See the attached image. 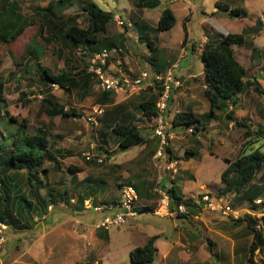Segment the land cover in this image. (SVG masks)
Here are the masks:
<instances>
[{"label": "rangeland", "instance_id": "obj_1", "mask_svg": "<svg viewBox=\"0 0 264 264\" xmlns=\"http://www.w3.org/2000/svg\"><path fill=\"white\" fill-rule=\"evenodd\" d=\"M16 1L18 11L31 22L14 40L2 41L0 39V84L8 115L13 116L17 121L24 119L28 134H32L36 128L44 130L52 146L50 149L60 161L59 170H53L51 163L44 161L42 167L47 169L48 185L57 190L66 187L69 195L75 196L81 189L82 178L85 176L100 177L104 187L94 195L95 203H101L102 200L108 203L111 199L118 198L119 188L116 187L115 182L130 180L131 184L135 183L141 188V195L137 196L133 207L138 202L147 201L151 206V210L137 211L140 220L145 222H138L137 231H134L137 234L133 236L135 242L139 240V235L144 232L146 226L153 227L159 222L164 231L163 237L175 240L177 232L173 225L176 224L183 234L184 248L188 247V250L192 251L201 248L199 249L201 252L198 253L204 255L205 261L195 259L196 261L189 263L179 261L173 263L172 257L174 256L170 254L167 258L168 264H250L246 257V249L251 240L250 231L244 222L233 224L231 217L224 214L222 210H214V207L203 205L206 207H203L197 215L187 220L175 217L173 218L174 223L166 217V214L165 216L160 215L163 216L161 218L152 211L158 207L161 188L156 184L160 179V172L162 178L166 180L174 174L179 179L177 185L184 196L199 200L201 194L206 192L220 207L225 201L229 202L232 208L238 210L239 216L246 211H251L252 207L249 202H233L231 195L220 196L217 188L220 185L219 174L227 164L225 159L233 161L241 145L244 146L246 142L253 141L256 129L264 126V0H223L229 8L242 7L245 9L244 17L229 15L222 10L214 11V0H189L190 12L184 19L186 38L182 43L183 45L185 42V52L181 58L178 54L183 31L179 14L175 13V23L171 29L155 33L148 32L149 36L155 35L164 40L159 41L162 47L159 46L157 40L151 39L154 42L152 45L159 46L153 58L165 61V65L166 62L177 60L176 73L182 76L179 78L181 85L172 91L171 102L166 111L167 121L171 124L174 113L189 109L204 124L203 129L199 131H191L192 127L190 131L179 127L173 128L175 134L169 142L173 154L181 157L185 149L193 150L197 154L191 156L188 161L177 160L174 172L170 173L167 172L170 170H167L164 174L152 163L154 140L151 144L134 145L119 151L116 139L110 135L105 144L109 154L104 155L108 157L104 158L100 165L86 163L81 154L89 144L95 147L98 145L96 135L98 126L86 119L92 108L98 105L103 109H108L121 102H134L135 104L138 100L135 93H110L108 100L101 101L103 96H101L96 81L84 91L71 89L66 92L54 85L50 90L54 99L63 104L66 109H74L80 116L49 118L43 113L41 104L43 94L40 92L41 86L37 75L33 73L34 63L37 61L40 67L47 69L50 73H56L62 69L73 73L76 68L82 66L83 61L79 59L82 52L78 49L68 52L62 40L54 41L51 38V34H57L54 30L55 26L44 21L40 16L43 11L37 8H43L54 0ZM85 1L94 2L100 9L111 12L122 21V25L115 21L109 22L106 31L98 34V39H104L113 33L112 41L116 43L118 32L114 31L122 30L123 33L127 31L129 36L122 40L126 54L121 51L118 57L125 56L131 66L137 62L132 70L135 75L137 73L135 68L138 64L141 68H148L149 66L144 62V60L148 61V58L141 54L142 52L146 54L148 49L145 43L137 40V25L146 23L145 20L153 21L156 17L154 11L158 12L161 4L152 10L143 8L141 4L143 0H72V3L67 6L56 8L58 9L56 14L61 16L53 19L55 25L64 21L66 17L75 15L74 24L79 28H85L87 19L80 8ZM128 10L130 15L127 13ZM40 25H42L41 29H39ZM146 25L149 26L148 23ZM249 26H255L258 29L257 33L249 32L246 36L245 40L248 44L251 43V46L248 44L233 45L232 50L234 59L245 71L244 79L256 82L260 93L253 90L252 85L247 86L241 93L234 96L233 103H228L227 110L232 111L231 117L227 118L218 110H214V118L206 123L201 116L209 111V105L203 95L202 61L197 51L201 49L207 38H216L226 33H237L242 27ZM190 44L193 45V50L190 49ZM251 47L257 50V57H251ZM35 56H37L36 60H34ZM87 60H89L88 57H85L84 62ZM118 68L122 73H129L126 70L127 64L122 61ZM23 69L28 72H24ZM149 93L151 92L146 93L147 97L151 98L152 95ZM132 105L130 104L129 107L131 108ZM135 113L134 122L140 133L145 140L151 139L150 122L140 112L135 111ZM235 120L248 127L237 125L234 123ZM8 128L12 129L9 126ZM246 131H248L247 136L244 135ZM68 166L78 169L74 178H71L65 171ZM9 173H17L20 179L25 177L24 170L10 169ZM189 176L192 179H188ZM41 179L45 178L41 177ZM252 183L257 186L263 185L264 166L250 181V184ZM22 187L26 191L25 183ZM262 189L263 194L260 196L264 195V188ZM39 192L42 194L44 190L40 189ZM140 197L141 200H139ZM83 201L91 203L90 198ZM53 213H60L59 218L56 216L53 218V223H47L48 216ZM232 214L235 215L236 212ZM46 215L45 221H35L30 229L22 231L13 230L10 227L5 229L4 240L0 243V264H94L99 252L102 254L104 251L105 245L107 247L105 264H129L126 254L117 258L116 252H119L130 240L125 228L128 223H135L134 219L125 218V222L118 227L108 229L106 233L109 241L106 244L102 239V241L94 240L93 234L91 237H86L85 229L77 225L73 226L70 219L74 217V214L62 202L51 206ZM66 217L68 221L57 224ZM98 217V214L92 215L88 212L81 219L90 224V218L95 221ZM84 227L91 229L93 225L90 227L84 225ZM186 231L192 236L188 237ZM77 235L80 237L77 238ZM98 244L101 245L98 247ZM101 246H103L102 249H100ZM208 248L211 249L212 255L207 252L206 256L204 253ZM260 259H264L263 253H256L252 257L255 264H260ZM155 260L156 258L153 262ZM102 262L104 264V260Z\"/></svg>", "mask_w": 264, "mask_h": 264}, {"label": "trees", "instance_id": "obj_2", "mask_svg": "<svg viewBox=\"0 0 264 264\" xmlns=\"http://www.w3.org/2000/svg\"><path fill=\"white\" fill-rule=\"evenodd\" d=\"M71 1L54 0L43 8H37L43 11L40 14L41 18L48 24L50 23L55 26L54 30L57 31V34H51V38L54 41L62 40L64 48L68 52H73L75 49L80 50L82 54L79 56V59L83 61L82 66L76 68L73 73L70 70L64 69L56 73H50L47 69L40 67L37 61L34 63L33 73L37 75L41 86L40 92L43 94L41 98L42 111L49 118L54 116H58L59 118L80 116L74 109H66L63 104L57 102L50 94L51 87L56 85L66 92L71 89L77 91L86 90L96 80H94V74L87 71L88 60L84 62V58L88 57L89 59L93 52L103 47L108 50L111 48L117 49L116 44L111 38L98 39V34L106 31L108 23L112 21L113 14L100 9L94 2L85 1L80 6L81 11L85 13L87 19L85 28H79L74 24L75 15L66 17L64 21L55 25L53 19L61 16L56 14V10H58L56 8L60 9L63 6H67V4L72 3ZM157 2L158 0H146L141 4L143 7L151 9L156 6ZM53 3L55 5H52ZM213 7L217 11L222 10L229 15L238 17L246 15V11L242 7L229 8L223 0H214ZM30 22L28 18L18 11L16 0H0V39L2 41L14 40ZM173 23L174 17L171 11L167 7H164L161 9L151 32L168 30ZM41 28L42 25L39 26V29ZM147 30L148 26L146 24L139 23L137 25V40L146 44L149 58L151 57L150 62L154 68L153 70L157 72L164 71L169 67V63L166 62L165 65V61L153 58L158 47L154 44L152 45L153 41L149 39ZM257 30L255 26L242 27L237 33H226L216 38H207L202 44L200 58L202 61V78L204 83L203 95L208 101L209 111L204 113L201 118L206 123L214 118V110H218L219 113L225 115L227 118L231 117L232 111L227 110L228 103H233L234 96L241 93L247 86L252 85L253 90L260 93L256 82L244 79L245 71L234 59L232 50L233 45L248 44V41L245 40L246 36L249 32L257 33ZM183 31L184 39V27ZM248 45L251 46V43ZM121 46L123 47L122 44ZM190 46L193 50V45L190 44ZM250 54L253 58L257 57V50L251 47ZM109 56L115 59L118 57V52L111 53ZM36 59L37 56L34 57V60ZM23 71L28 72L26 69H23ZM147 92H151L149 93L152 95L151 98L147 97ZM110 93L108 91H101L103 99L100 100H108ZM135 95L138 98L135 104L134 102L117 103L108 109H103L101 114L96 116L98 145L94 147V150L102 155V159L100 162H96L94 158H89L85 160L86 163L100 165L102 160L108 157H104V155L109 154L105 148V144L107 137L110 135L116 139L119 151L126 150L134 145L151 144L152 140L155 141L156 148V139L145 140V137L140 133L134 122L135 111L140 112L148 119L154 114L156 92L148 87L140 90ZM170 102L171 99L169 100ZM130 104H133L131 108L129 107ZM5 108V99L2 95L0 84V222L6 228L10 227L17 231L31 228L33 222L43 218L48 206L56 205L59 201L67 205L74 215L87 210L82 207L83 200L86 198L91 199L92 205L111 204L114 206L116 204L118 198H113L108 203L105 200L100 201L101 203H95L94 195L104 187V183L100 177L85 176L82 178L80 182L81 189L75 196L69 195V190L66 187L57 190L48 185L46 179L47 169L42 167V165L44 161H48L51 163L53 170H59L60 161L50 149L52 146L47 139L45 131L36 128L32 134H28L26 132V121L24 119L17 121L13 116L8 115ZM234 123L248 127V125H244L238 120H235ZM203 125L198 117L189 109L174 113L171 120V127H179L180 129L192 127L191 131H199L203 129ZM8 126L12 127V129L8 128ZM247 132H244V135L247 136ZM254 136L253 141L245 143V148V145H241L233 161L225 159L227 164L219 174L220 185L217 188L220 196L231 195L233 202L247 201L251 207L253 206V199L263 194L262 188H264V183L262 186L250 184L255 174L264 166V126L258 127ZM195 154H197L195 151L185 149L183 155L177 157L168 145L164 149L163 159L165 161L169 159L175 160L177 164V160L188 161ZM10 169L24 170V179L18 178L17 173H9ZM65 171L70 174L71 178H74V174L78 169L68 166ZM41 177L45 179H41ZM169 177L170 179L168 180L161 177L156 186H159L166 194L168 209L174 211L172 216L187 220L189 217L200 213L202 208L199 202L181 193L177 185L179 179L174 174ZM188 179H192V177L189 176ZM23 183L27 186L26 191L23 190ZM123 184H131V182L130 180L115 182L117 188H120ZM131 185L135 188L137 196H140L141 188L135 183ZM40 189L44 190L42 194L39 192ZM70 198H73L72 202H70ZM179 204L183 205L184 212L176 210ZM227 204L231 207L229 202ZM140 210H151V208L142 206ZM228 216L230 217V215ZM33 218H35V221H33ZM231 221L233 224L244 222L250 231L251 240L246 249V257L247 262L255 264L251 258L253 250L263 249V234L255 227L257 220L248 212H244L238 218L231 217ZM262 221L264 224L263 217ZM96 230L98 232L99 230L105 231L99 228ZM106 232L103 235L97 234L100 238H105ZM186 233L188 237L192 236L188 231ZM157 236H149L141 246H136L128 252L131 264H151L153 262L156 254L153 242ZM207 252L209 255H212L210 248L207 249Z\"/></svg>", "mask_w": 264, "mask_h": 264}, {"label": "built area", "instance_id": "obj_3", "mask_svg": "<svg viewBox=\"0 0 264 264\" xmlns=\"http://www.w3.org/2000/svg\"><path fill=\"white\" fill-rule=\"evenodd\" d=\"M117 23H121V20L117 19ZM117 49L111 48L107 49L105 47L101 48L99 51L94 52L89 60L87 70L94 74L95 79L97 80V87L101 91L108 92H127V93H138L140 90L150 87L152 91L156 92V100L154 105V114L148 120L150 122V136L156 139V148L152 154V163L156 165L157 170L174 171L176 161L168 160L165 161L164 149L169 145L170 140L173 138L175 132L170 129L167 124V119L165 116V111L167 107V102L171 98L172 90L180 86V80L173 75L171 69L176 67V64L170 65L164 71H148L146 69H140L137 74H113L105 66V61L111 53L116 52ZM116 63L119 64V60L116 59ZM157 85V86H156ZM102 107L95 106L92 108L89 116L86 117L88 121L96 125V116L101 114ZM190 131V129H187ZM94 145L89 144L85 151L81 154L83 158L89 159L94 158L96 162H100L102 155L98 154L94 150ZM161 174V172H160ZM160 197L158 199V207L154 210L157 215L163 214H173L174 211L168 209V198L166 194L161 190L159 191ZM137 199V193L135 188L131 184H123L119 188V198L116 202V205H91L90 202L83 201V209H90L93 212H100L102 210L110 209L115 207L113 212H105L101 217L93 224V227L96 229L108 230L112 227H116L119 224L123 223L127 216L133 214V205L134 201ZM201 200L204 201L208 207L213 208L214 204L206 194L201 195ZM261 199H255V202H259ZM264 205V200H263ZM177 211L183 212V205L179 204L176 208ZM168 211V212H167ZM223 212L233 211L229 208L228 205H223ZM264 213V208L262 209ZM5 226L0 222V243L3 242L4 236L2 231Z\"/></svg>", "mask_w": 264, "mask_h": 264}, {"label": "crops", "instance_id": "obj_4", "mask_svg": "<svg viewBox=\"0 0 264 264\" xmlns=\"http://www.w3.org/2000/svg\"><path fill=\"white\" fill-rule=\"evenodd\" d=\"M144 1H146V0H143V1H141V3H143ZM189 0H158V2H157V4H156V6L158 5V4H161V8H160V10L158 11V12H156V11H154V13L156 14V17H155V19L153 20V21H146L145 20V22L146 23H148L149 24V26H148V30H147V32H151L152 31V29L154 28V26H155V23H156V20H157V18H158V15H159V13H160V11H161V9H163L164 7H167L170 11H171V13H172V15H173V17H174V23H175V13L176 14H179L180 15V17H181V25H182V31H183V27L185 28V24H186V21H184V19H185V17L189 14V12H190V7H189ZM156 6H154L153 8H151L152 10L156 7ZM143 8H145V7H143ZM214 8V7H213ZM146 9H148V8H146ZM130 10V9H129ZM128 10V11H129ZM216 9L214 8V11H215ZM127 11V13H129L128 15H130V11L128 12ZM214 13H216V12H214ZM115 17H117V16H112V19L114 20V18ZM140 19H142L143 20V18H140ZM112 20V21H113ZM146 23H144V24H146ZM174 23H173V25H174ZM172 25V26H173ZM172 26L169 28V29H171L172 28ZM168 29V30H169ZM165 31H167V30H165ZM114 32H118V40L116 41V46L117 47H119L120 49H121V51H123L125 54H126V52H125V47L123 48L122 46H121V44L123 45V42H122V40H124L125 39V37H128L129 36V33H127V31L125 32V33H123L122 32V30H117V31H114ZM157 32H160V31H157ZM155 33V32H154ZM114 34L112 33L111 35H109V36H106V38L107 39H112V36H113ZM149 36V35H148ZM183 37H184V31H183ZM183 37H182V40L179 42V54H178V56L181 58L182 56H183V53L185 52V49H184V45H185V42H184V44L182 45V41H184V39L186 38V30H185V38L183 39ZM149 39H153V40H157L158 41V43H159V46L161 45L162 46V44H160V42H163L164 40L162 39V38H159L158 36H155V35H152V36H149ZM160 41V42H159ZM158 46V47H159ZM163 47V46H162ZM190 49H191V46H190ZM192 50V49H191ZM197 53L200 55V50L198 49V51H197ZM143 56H146V58H148V61H145L144 60V62H146L147 63V65L149 66L148 68H141V66L138 64V66H136V68H135V70H136V72L138 71V70H140V69H149V70H151V71H153V66L151 65V57L149 58V51L146 53V54H144L143 52L141 53ZM109 59H112L111 57L109 58ZM107 60V69L110 71V73H113V74H120V73H122L121 71H120V68H118L119 67V65L117 66V65H115L116 64V62H115V60L114 61H111V60ZM113 60V59H112ZM120 61H122V63H125V64H127V68H126V70L130 73V72H132V70L134 69V67H135V65L137 64V62H135V65L133 64L132 66L130 65V61H128L127 59H126V57L125 56H120ZM134 62V61H133ZM178 61L176 60V62L175 61H169V66L171 65V64H176ZM121 67V66H120ZM174 69H176V70H174ZM177 69H178V66H177V64H176V67H174L173 68V71H172V73H173V75L175 76V77H177V78H182V76L180 75V74H177L176 72H177ZM180 75V76H177V75ZM188 76H192L191 74H188ZM187 78H190V77H187ZM186 78V79H187ZM184 79V78H183ZM70 175V174H69ZM139 200H141V197H140V199ZM73 201V198H70V202H72ZM60 203L62 202V201H59ZM58 202V203H59ZM148 202V201H147ZM147 202H138V203H136L135 204V206H134V210H133V215H130V216H127L126 217V219L127 218H132V219H134L135 220V223H128V225H127V227L125 228V231L128 233V235H129V238H130V240L119 250V252H116L117 253V258L118 257H121V255H124V254H126V256H127V258H128V252L132 249V248H134V247H136V246H141L144 242H145V240L149 237V236H151V235H158L155 239H154V242H153V245L155 246V248H156V254H155V258H156V260H155V262H153V263H151V264H168L167 262V258L169 257V255L171 254L172 256H174V257H172V261H173V263L174 262H177V261H179V262H190V261H193V260H198V261H201V260H203V261H205V257H204V255L202 254V253H198V252H201L199 249H201V248H197V249H195V250H188V247H186V248H184V246H183V244H182V237H183V234L181 233V231H180V227L179 228H177V225L175 224V225H173V227H175L176 228V232H177V237L175 238V240H172V239H167V238H165V237H163V233H164V231H163V228L160 226V222H159V224H156L155 226H153V227H149V226H146L145 228H144V232L143 233H141V235H139L140 237H139V240L138 241H136L135 242V240L133 239V236L135 235V234H137V233H135L134 231H137V228H138V222H140V223H142V222H145L144 220H140V218H139V216L137 215V211H139L140 210V208H142V206L143 207H151L150 206V204L149 203H147ZM58 203L56 204V205H58ZM63 203V202H62ZM49 207H51V205L50 206H48L47 207V210H46V214H47V211L50 209ZM115 210V208H110V209H106V210H102V211H100V212H92V211H87V210H85L84 212H80L79 214H76V215H74V217H71V219L70 220H72V224H73V226H79V228H81V229H85L86 230V237H91L92 236V234H93V236H94V240L96 239V240H98V241H100L101 239L104 241V243H106L107 244V242L109 241V236H108V234L106 233V236L104 235V237L105 238H100L99 236H98V234L99 235H103L104 234V232L105 231H101V230H99V232L96 230V229H94L93 227H91V229L89 228V229H86L85 227H84V225L85 226H87V227H90V226H92L100 217H101V215L103 214V213H105V212H108V213H110V212H113ZM154 210V209H153ZM146 211H148V210H146ZM90 213V214H98L99 215V217L95 220V221H93L92 220V218H90L91 219V222H90V224H92V225H90V224H88L86 221H84V220H82L81 219V217L83 216V215H85V213ZM152 213L153 214H155L153 211H152ZM44 215L43 216V218H41L39 221H45L46 220V218H47V215ZM82 215V216H81ZM53 216V217H52ZM57 216V218H59V216H60V213H57V214H54L53 213V215H51V216H48V218H47V223H53V218L54 217H56ZM157 216H159V217H163V216H160V215H157ZM165 216V215H164ZM166 217H169L172 221H173V218H175L174 216H172V215H166ZM69 219H68V217H66V218H63L62 220H60L57 224H60V223H63V222H65V221H68ZM33 221H35V218H33ZM38 221V220H37ZM125 222V221H124ZM123 222V223H124ZM34 223V222H33ZM173 223H174V221H173ZM56 224V225H57ZM148 225V224H147ZM118 227V226H117ZM181 227H183V226H181ZM184 228V227H183ZM30 229V228H29ZM98 233V234H97ZM84 236V235H83ZM77 238L78 237H80V236H76ZM101 240V241H102ZM78 241L80 242V240L78 239ZM99 245H101V244H98V247H99ZM103 248V246H101V248L100 249H102ZM99 249V248H98ZM100 249H99V251H100ZM188 250V251H187ZM107 247H106V245L104 246V251L102 252V254H101V252H99V255L97 256L98 258H96V260H94V264H103V260H104V264L106 263L105 262V259H107L106 258V256H107ZM204 254H206V256H207V251H206V253H204ZM104 257V258H103ZM195 260V261H196ZM128 261H129V258H128ZM129 264H131V262L129 261ZM171 264V263H170Z\"/></svg>", "mask_w": 264, "mask_h": 264}, {"label": "clouds", "instance_id": "obj_5", "mask_svg": "<svg viewBox=\"0 0 264 264\" xmlns=\"http://www.w3.org/2000/svg\"><path fill=\"white\" fill-rule=\"evenodd\" d=\"M117 19H119L118 17H115L114 18V20L113 21H115L116 22V20ZM117 23V22H116ZM117 24H119V23H117ZM119 25H122V21H121V23L119 24ZM99 51V50H98ZM95 52H97V51H95ZM117 52H118V54L121 52V49L119 48V47H117ZM94 53V52H93ZM92 53V54H93ZM91 54V55H92ZM90 55V56H91ZM116 56V55H115ZM90 58V57H89ZM110 58V56L107 58V60ZM113 59V58H112ZM116 59H118L119 60V64H115V65H120L121 64V61H120V58L119 57H116L115 59H113V61L115 60V62H116ZM107 60L105 61V66H107ZM172 65V64H171ZM170 67V66H169ZM146 70H148V69H146ZM88 71V70H87ZM139 71V70H138ZM137 71V72H138ZM148 71H151V70H148ZM154 71V70H153ZM157 72V71H156ZM132 72H130L129 74H131ZM127 74V73H126ZM134 74V73H133ZM137 74V73H136ZM116 75V74H115ZM179 79V78H178ZM94 80H96L95 79V77H94ZM96 83H97V80H96ZM181 83V82H180ZM181 85V84H180ZM101 91V90H100ZM173 91V90H172ZM111 93H113V92H111ZM171 98H172V92H171ZM171 98H169V100L171 99ZM156 100V99H155ZM168 104H169V101L167 102V106H168ZM102 110H103V108H102ZM166 111H167V107H166ZM165 111V116H166V119H167V115H166V112ZM150 119V118H149ZM148 118H147V120H149ZM167 124H168V126H169V128L171 129V124L167 121ZM187 129H190V128H186L185 129V131H187ZM150 130V129H149ZM172 130H174L173 129V127H172ZM191 130V129H190ZM150 132V131H149ZM152 138V137H151ZM167 172H170V173H172V172H174V171H167ZM163 174H164V171H163ZM162 177V175L160 174V178ZM119 191V190H118ZM161 191V190H160ZM202 194H206V195H208V197L210 198V200L213 202V204H214V210L215 209H218L219 211L220 210H222V207H223V205H228L227 204V201H225V203H223L222 204V206L220 207L219 206V204H215L214 203V201H213V199L211 198V196L209 195V193H202ZM201 194V195H202ZM118 195H119V192H118ZM118 198H119V196H118ZM255 199H261L259 202H255L254 200ZM255 199H253V206H252V208H251V211L249 212V211H246V212H248L252 217H254L256 220H257V223L255 224V227L257 228V229H259L261 232H262V237H263V249L262 250H259V249H255V250H253V253H252V256H251V258L253 257V255L254 254H256V253H263V255H264V224H263V221H262V217L264 218V213H262V209L264 208V205H263V200H264V195L263 196H259V197H257V198H255ZM197 202H199V204L200 203H202V206H201V208H203V207H206V206H203V205H205L206 203L204 202V201H202L201 200V196H200V198H199V200H196ZM91 205H92V203H90ZM96 205H100V204H96ZM104 205H111V204H104ZM116 205V204H115ZM50 208V207H49ZM113 208H115V207H113ZM208 208V207H207ZM233 212H236V214L235 215H233L232 213H230V212H223L224 214H226L227 216L228 215H230V217H232V218H238L239 217V213H238V210L237 209H234V208H232V207H229ZM156 209V208H155ZM87 210H89V209H87ZM133 210H134V207H133ZM90 211H92V210H90ZM115 211V210H114ZM93 212V211H92ZM154 212V211H153ZM155 213V212H154ZM134 214V213H133ZM132 214V215H133ZM156 214V213H155ZM163 215H165V214H163ZM167 215V214H166ZM168 215H170V214H168ZM171 215H173V214H171ZM125 221V220H124ZM122 224V223H121ZM120 225V224H119ZM5 226V225H4ZM117 227V226H116ZM5 228H6V226H5ZM5 228H4V230H5ZM94 228V227H93ZM94 229H96V228H94ZM2 231V233H3V236H4V232L5 231ZM105 231H108V230H105ZM262 261V262H261ZM264 263V259H260V264H263ZM81 264H84V263H81ZM85 264H87V263H85Z\"/></svg>", "mask_w": 264, "mask_h": 264}, {"label": "water", "instance_id": "obj_6", "mask_svg": "<svg viewBox=\"0 0 264 264\" xmlns=\"http://www.w3.org/2000/svg\"><path fill=\"white\" fill-rule=\"evenodd\" d=\"M200 206H202V203H200Z\"/></svg>", "mask_w": 264, "mask_h": 264}]
</instances>
